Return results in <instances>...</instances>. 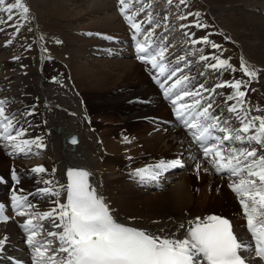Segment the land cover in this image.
Segmentation results:
<instances>
[{
	"label": "bare ground",
	"instance_id": "6f19581e",
	"mask_svg": "<svg viewBox=\"0 0 264 264\" xmlns=\"http://www.w3.org/2000/svg\"><path fill=\"white\" fill-rule=\"evenodd\" d=\"M136 1L131 0L129 14L144 7L145 10L136 15L135 21L142 22V28L149 30L156 23L160 24V27H155L152 39L169 46L167 57L173 62L172 66H175V57L194 53L187 55L191 62L189 67H185L184 63L179 65L184 69V74L193 78L190 89L200 83L212 87L216 83L239 79L247 82L246 89L242 88L247 91L244 107L250 111L255 108L264 110V0H187L186 6L180 5L179 0H172L171 4L168 0ZM26 4L30 8V19L27 22L19 21L25 26L18 33L10 26L14 21L0 24V99L6 101L7 113L18 119V127L27 130L20 139L41 138L43 147L38 149L33 145L30 152H20L7 146L5 141L0 142V151L34 158V162L14 161L6 156L3 160L7 163V170H4L6 164L0 163L3 177H13L15 180L12 196L26 197V201H21V204L25 203L26 210L33 215L50 211L52 206L55 207L53 201L57 197L38 193L37 190L64 184V171L71 168L89 173L90 185L96 188L120 223L160 235L175 232L179 236L184 231H177L181 223L187 225L194 217L220 212L213 211L214 205L224 210L228 208L225 213H220L241 222L239 218L243 208L226 189L236 178L230 174L217 175L211 164L197 151L198 146L189 130L177 120L169 118L171 103L164 100L158 89L149 82V78L157 76V70L138 59L136 45L133 44L134 37L143 40V34H136L131 28L119 11L118 0H26ZM31 7H37L36 11L31 10ZM188 12L200 15L188 16L187 20L177 18ZM147 13L155 17L152 25L147 22ZM5 15L0 12V18ZM14 16L18 17V13H14ZM164 17H167V21ZM194 19L208 27H181L191 25ZM84 21L88 22L85 24ZM185 33H195L193 38L208 35L211 41L233 52V56L228 55L231 53L227 51L223 52L222 58H230L236 71L216 72L205 68V63L212 61H200V53L196 49H202L205 55H219L220 51L204 44L192 45ZM94 35L99 38L95 39ZM163 35L165 39L161 41ZM9 40L12 42L8 43ZM124 55L131 59H109L110 56ZM96 56H103L104 59L108 57V60L97 59ZM85 57L91 58V62L86 64L82 61ZM242 60L256 70L254 79L240 70ZM148 72L151 73L150 77L146 74ZM202 72L204 75H201ZM51 78L64 83L70 80L72 84L67 88L59 83L61 85L57 90L52 86ZM233 91L227 87L220 88L216 93H204V96H212L216 100L213 104L214 114L228 117L231 124L238 125L235 114L227 111L228 104L236 101L225 103ZM34 101H37L35 107ZM112 107L122 112L118 114L121 117L118 119L121 121L119 126L122 128L126 124L120 123L138 118L143 128L151 130L152 123L154 127L163 128V131L151 135L147 130H139V135L128 134L129 138L124 136L120 141L113 140L111 128L101 129V135H96L97 125L93 114L106 109L113 110ZM261 114L264 112L252 111V115ZM161 118L167 120L165 125L160 124ZM142 124L134 126L139 129ZM71 136L78 139L76 143L68 142ZM143 143L148 152L166 156V163L183 160L181 169L177 168V164L167 168L164 174L161 172L162 176L158 178L162 186H167L163 191L168 193L154 199L157 200L155 206L160 207L161 212L142 210V197L148 198L149 195L143 191L149 188L137 187L139 178L130 173L124 176V180L120 175L123 166L135 159L147 161L140 156L139 149ZM196 165H200L199 170ZM38 166H43L46 171H31ZM127 178L133 183L125 182ZM193 178L205 182V194L199 198H195L189 190ZM44 181H51V184H45ZM118 185L122 187V194L118 192L108 199L106 188ZM5 198L7 196L0 192V199ZM59 200L65 202L62 190ZM225 202L227 204L224 206ZM28 204L32 207L29 208ZM138 205H142L141 208ZM167 210L171 211L167 218L159 217V213ZM27 219L15 226L11 222L0 224V238L8 235L9 240H17L15 245L19 250L16 254L34 262L35 253L28 244L29 235L21 226ZM33 224L42 226L37 227V232L42 233L37 235L38 243L52 239L46 235L48 231H58L49 219H33ZM160 229H164V232L161 233ZM241 234L247 235L245 232ZM249 238L250 235L245 241L253 242Z\"/></svg>",
	"mask_w": 264,
	"mask_h": 264
},
{
	"label": "snow or ice",
	"instance_id": "6c2138e0",
	"mask_svg": "<svg viewBox=\"0 0 264 264\" xmlns=\"http://www.w3.org/2000/svg\"><path fill=\"white\" fill-rule=\"evenodd\" d=\"M118 3L120 13L125 16L135 33L143 34V40L136 41L138 59L157 70L158 74L153 78L164 89L165 96L171 99L175 117L191 132L202 148L204 159L211 164L215 172H226L236 178L229 187L240 198L239 203L246 217L247 231L250 233L249 239L254 243L238 237L228 219L214 214L203 218L197 216L188 221L187 225L181 223L177 231H184L179 236L175 232L160 235L120 223L114 218L96 188L89 184V173L69 168L66 184L37 190L38 193L57 197L53 201L55 207L50 211L35 213L21 225L29 232L28 244L35 253L34 264H248L243 255L246 252H253L260 261H264V114L252 115V111L264 110L255 108L250 111L244 107L247 103V91L242 88L246 89L247 82L239 79L216 83L212 87L200 83L196 88L190 89L189 84L193 78L184 74V69L179 65L184 63L185 67H189L191 62L188 61L187 55L194 53L175 57V66H172L173 62L167 57L169 46L163 42L156 43L152 39L155 27H160V24L156 23L150 30L144 29L142 22L135 21L136 15L145 10L144 7L129 14L131 0H118ZM168 3L171 4L172 0H168ZM186 3L187 0H179L180 5L186 6ZM146 7L150 8L151 5ZM0 12L6 14L0 18V24L14 21L10 26L16 33L25 26L19 21L27 22L30 19V8L26 0H0ZM14 13H18V17L14 16ZM199 15L188 12L177 18L187 20L188 16ZM164 20L167 21V17H164ZM154 21L155 17L147 13L148 24L152 25ZM181 27L208 26L194 19L191 25L185 24ZM165 29L167 30V24ZM185 35L192 45L204 44L220 51V55H205L202 49H196V52L200 53V61H212L205 63V68L216 72L236 71L230 63V58H222L221 45L211 41L208 35L198 38H193L195 33ZM160 39L163 41L165 38ZM240 70L251 79L257 76L256 70L248 67L243 60ZM160 77H163V80H160ZM169 81L172 83L169 84ZM226 87L234 90L227 96L225 103L236 101L234 104H228L227 111L235 114L238 125L231 124L228 117L214 114L213 97L204 96V93H216L217 89ZM18 124L16 116L7 113L6 101L0 99V140L20 152H30L32 145L38 149L43 147L41 138L20 139L26 135L27 130L18 127ZM72 142L76 143L75 139ZM178 163L160 161L155 165L135 169L132 175L141 181H154L163 170L175 167ZM196 167L199 170L200 165ZM31 171L44 173L46 169L38 166ZM13 175L15 176V173ZM44 183L51 184V181ZM61 190L65 195V202L59 200ZM13 201L17 208H20L21 201H26V197L14 195ZM28 207L31 208L32 205L28 204ZM2 211L0 206V212ZM17 215L28 213L18 211ZM0 219L7 222L9 217L2 216ZM33 219L51 220L53 227L58 231H48L46 235L53 239L38 243L35 238L39 233L35 229L42 226L34 225ZM159 231L162 233L164 229ZM6 240L7 237L0 238V248H3ZM54 241L58 246L53 247Z\"/></svg>",
	"mask_w": 264,
	"mask_h": 264
},
{
	"label": "rangeland",
	"instance_id": "374dc122",
	"mask_svg": "<svg viewBox=\"0 0 264 264\" xmlns=\"http://www.w3.org/2000/svg\"><path fill=\"white\" fill-rule=\"evenodd\" d=\"M135 2H137L136 0H135ZM36 9H37V7L36 8H32L31 7V10H35L36 11ZM35 11H33L34 12V14H35ZM169 14V13H168ZM172 14V13H171ZM170 14V15H171ZM169 15V16H170ZM88 21H84V23L86 24ZM163 37H164V35H163ZM95 39H97V38H95ZM222 48V51L223 52H228V53H231V54H228V55H231V56H233L234 55V53L233 52H229L227 49L225 50V48L223 49V47H221ZM226 52V53H227ZM219 55H220V53H219ZM223 55H224V53H223ZM124 57H126V58H123V59H131L130 57H128V56H125L124 55ZM86 59H83L82 61H85L86 62V64H88L89 62H91L89 59H91V58H88V57H85ZM96 58L97 59H104V58H101V57H97L96 56ZM108 58V57H107ZM107 58H105L104 60H108ZM120 59V57H116V56H110L109 57V59L110 60H113V59ZM89 60V61H88ZM231 60V59H230ZM61 67H62V64H61ZM147 74V76L148 77H150L151 76V73L150 72H148V73H146ZM61 83V82H60ZM56 84V85H55ZM150 84L153 86V84L150 82ZM54 85L55 86H58L59 85V82H58V84L55 82L54 83ZM112 109L113 110H109V109H106L105 111H100V113H98V114H96V115H94L93 114V119H94V121L96 122V125H97V131L95 132V134L96 135H101V132H102V130L103 129H112L113 130V140H118V141H120V139H118L117 138V135H120L121 136V126H119V122H121V121H119L118 119H120L121 117H119V115L118 114H121L122 112L120 111V109L119 108H114V107H112ZM115 112V113H114ZM121 112V113H120ZM117 113V114H116ZM110 115V116H109ZM110 118H113L110 122H109V119ZM162 118H164V117H162ZM160 119V124L161 125H165L166 123L165 122H167V120L166 119ZM104 120V121H103ZM106 120V121H105ZM115 120V121H114ZM135 121H137L138 120V122H136L135 123V121H132V119L128 122V124L127 125H125V127L128 129V131L129 132H131V133H128V134H132L133 135V133H135V134H137V135H139L138 133H139V130H141V131H145V130H147L148 131V133L149 134H155V133H157L158 131H155V130H153L152 128H151V130L150 129H147V128H143L142 126H143V124L141 123V122H139L140 121V119H138V118H136V119H134ZM100 121H103V123L102 122H100ZM108 121V122H107ZM124 124H126V123H124ZM135 124H142L141 126H140V128L138 129V128H136L134 125ZM151 126H153V124L151 123ZM154 127V126H153ZM141 128H143V129H141ZM99 129V130H98ZM102 129V130H101ZM138 132V133H137ZM146 132V131H145ZM112 135V134H111ZM112 137V136H111ZM122 138H124V136H122ZM121 138V139H122ZM2 140H0V142H1ZM31 147H33V145L31 146ZM142 149V150H141ZM1 150V149H0ZM139 150H141L143 153H146V152H148L146 149H144V143H143V146H141V148L139 149ZM126 152V151H125ZM7 154V153H6ZM3 155V156H2ZM13 155V154H12ZM13 156H23V155H13ZM0 157H4V158H0V163H5L6 164V166H4V170H7V163L6 162H4V160L3 159H5V157H6V155L4 154V152L3 151H0ZM7 157L8 158H10V154H7ZM26 157V156H25ZM27 157H29V155H27ZM179 158V157H178ZM12 159V158H11ZM29 160H31L32 162H34V158H32V156H30V158H29ZM28 161V160H27ZM143 162V161H142ZM14 163V162H13ZM0 166H2V164H0ZM135 166V165H134ZM165 171H167V169L165 170ZM205 182H198L196 179H194L193 178V180H192V182L190 183V191H191V193H192V195H194V197L195 198H199L198 196H203L204 194H205V186L203 185ZM196 185V186H195ZM200 185H201V187H200ZM197 190H196V189ZM202 188V189H201ZM164 190H166V189H164ZM193 190V191H192ZM195 190H196V192H195ZM108 192H109V194H107V198L109 199V198H111V197H113L114 195H116L118 192H120L121 194H122V187H121V185H118V186H115L114 188H111V189H108L107 190ZM163 191V190H162ZM203 191V192H202ZM161 192V191H160ZM141 193V192H140ZM194 193H196V194H194ZM227 193V192H226ZM168 193H167V191H163V193H155V194H153V195H148V198H147V196L146 197H142L143 198V201H144V206L142 207V210H148L150 213H155V212H161V210H160V207H156L155 205H156V203H155V201L157 202V200H154L155 198H157V197H159L160 195H167ZM201 194V195H200ZM139 197H141V196H139ZM209 197V196H208ZM136 198V197H135ZM158 199V198H157ZM234 200H237V199H234ZM229 201V198L226 200V202H228ZM223 203V205L225 206L227 203ZM151 204H152V207L150 208V206H151ZM141 206L142 205H138V207H140L141 208ZM150 208V209H149ZM165 208V207H164ZM141 210V209H140ZM226 210H228V208L227 209H222V208H220V206L218 205H214V208H213V211H222V212H226ZM164 213V214H163ZM163 213H159V217H162V218H167L168 216V214H171V211H165V212H163ZM166 216V217H165ZM16 243H17V240H16ZM15 243V244H16ZM14 244V245H15ZM15 246H17V245H15Z\"/></svg>",
	"mask_w": 264,
	"mask_h": 264
}]
</instances>
